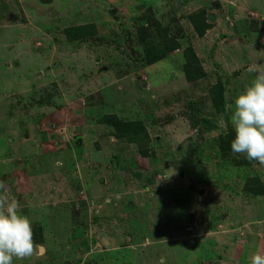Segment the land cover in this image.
Instances as JSON below:
<instances>
[{
  "label": "rangeland",
  "instance_id": "1",
  "mask_svg": "<svg viewBox=\"0 0 264 264\" xmlns=\"http://www.w3.org/2000/svg\"><path fill=\"white\" fill-rule=\"evenodd\" d=\"M202 11L212 27L199 37L190 17ZM152 13L181 49L149 65L137 29ZM88 25L96 34L81 41L64 33ZM189 45L207 73L197 82L184 70ZM249 67L264 73V0H0V182L32 221L36 249L13 264L264 254V196L251 191L264 166L219 144L257 75ZM107 114L142 122L148 139L117 140Z\"/></svg>",
  "mask_w": 264,
  "mask_h": 264
},
{
  "label": "clouds",
  "instance_id": "2",
  "mask_svg": "<svg viewBox=\"0 0 264 264\" xmlns=\"http://www.w3.org/2000/svg\"><path fill=\"white\" fill-rule=\"evenodd\" d=\"M248 70L257 75L234 98L231 113L234 136L230 147L233 154H243L249 161L264 164V73L257 67ZM0 191L4 192L0 195V264H13L14 258L23 260L36 250L32 221L20 211L16 197L7 192L3 182ZM251 264H264V254L254 253Z\"/></svg>",
  "mask_w": 264,
  "mask_h": 264
},
{
  "label": "trees",
  "instance_id": "3",
  "mask_svg": "<svg viewBox=\"0 0 264 264\" xmlns=\"http://www.w3.org/2000/svg\"><path fill=\"white\" fill-rule=\"evenodd\" d=\"M148 20L149 21H146V23L142 24V26H140L137 31L141 42L143 41V43L146 44L144 48V52L146 53L145 58L149 65H153L165 58L167 53L180 50L181 43L177 39L171 37V34L169 35V29L164 27L160 21L156 20L153 13L150 14ZM190 22L199 37H204L206 32L212 27L208 21L206 11L192 15L190 17ZM64 33L70 41H81L87 36L95 35L96 27L94 25L78 26L66 30ZM148 39H152V41L157 39L159 45L162 46L161 49H163L164 52H162V54H158L159 52L157 51L159 50L154 44L155 41L151 44ZM184 58V70L188 82H197L199 79L205 78L207 76V73L204 72L195 50L190 45L184 49ZM212 100L217 110L219 112L222 111V109L225 107V95L223 88L219 89L218 86L213 87ZM100 121L103 125L109 126L114 130L113 133L117 140H126L128 141L127 143L131 142L139 144L148 139L145 125L142 122H124L114 114H107L103 116ZM233 136L234 131H232L227 138H221L219 144L221 151L224 154H232L230 143ZM143 154L147 155L148 153L147 151H144ZM246 165L251 164L248 163ZM262 165L264 166V164ZM251 191L255 196H264V183L258 182V180H256V185L252 187Z\"/></svg>",
  "mask_w": 264,
  "mask_h": 264
}]
</instances>
